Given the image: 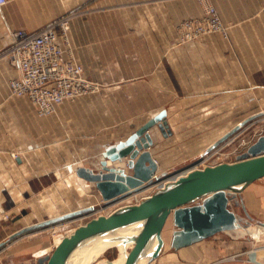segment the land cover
Wrapping results in <instances>:
<instances>
[{"label": "crops", "instance_id": "1", "mask_svg": "<svg viewBox=\"0 0 264 264\" xmlns=\"http://www.w3.org/2000/svg\"><path fill=\"white\" fill-rule=\"evenodd\" d=\"M210 2L232 24L228 37L212 34L187 43L178 41L177 26L201 15L197 0H7L0 6V229L23 224L9 239L103 202L95 184L77 170L99 171L108 148L163 111L172 134L149 132L157 175L222 137L212 144L195 141L189 125H237L232 115L264 109V0ZM72 11L69 48L60 35L57 43L64 59L73 58L83 76L102 88L39 117L26 97L11 94L9 82L18 69L2 53L11 32H35ZM211 112L222 119L211 121ZM90 193V202L82 198ZM75 199L79 207L53 214ZM231 200L236 221L230 230L178 250L170 246L178 232L170 217L163 250L151 264H264V178ZM46 214L51 216L32 222ZM38 254L41 264L42 251Z\"/></svg>", "mask_w": 264, "mask_h": 264}, {"label": "water", "instance_id": "2", "mask_svg": "<svg viewBox=\"0 0 264 264\" xmlns=\"http://www.w3.org/2000/svg\"><path fill=\"white\" fill-rule=\"evenodd\" d=\"M262 115L264 112L239 123L209 150ZM165 117L163 111L125 141L108 148L103 153L99 171L81 167L76 172L78 177L95 184L104 203L151 186L166 173L156 174L157 163L149 152L153 144L149 132L157 127L164 137L170 135L171 131ZM109 162L123 166L112 167ZM127 170H130L131 174H127ZM262 178H264V136L258 138L234 163H221L191 171L176 181L156 189L136 204L120 207L107 216H98L77 227L69 237L62 239L43 264H66L71 254L81 248L85 242L115 235L132 226H136L137 232L131 237L119 236L107 241L117 242L123 247L131 245L126 251L123 264H151L163 250L162 232L170 217L178 230L173 234L170 242L171 248L175 250L190 246L216 233L228 231L236 221L234 213L228 208L229 201ZM93 209L94 207H89L26 228L11 239L58 222L74 219Z\"/></svg>", "mask_w": 264, "mask_h": 264}, {"label": "built area", "instance_id": "3", "mask_svg": "<svg viewBox=\"0 0 264 264\" xmlns=\"http://www.w3.org/2000/svg\"><path fill=\"white\" fill-rule=\"evenodd\" d=\"M6 1L0 0V6ZM197 2L201 15L178 24L179 41L192 42L212 34L227 38L232 24L222 20L210 0ZM73 15L71 12L59 17L35 32H11L9 45L2 53L18 69L17 78L9 82L11 94L26 97L39 117L53 114L56 106L64 101L98 93L102 88L83 76L82 66L73 58L64 59L65 51L57 43L60 35L69 48V20ZM198 169L203 168L195 167L185 175Z\"/></svg>", "mask_w": 264, "mask_h": 264}, {"label": "rangeland", "instance_id": "4", "mask_svg": "<svg viewBox=\"0 0 264 264\" xmlns=\"http://www.w3.org/2000/svg\"><path fill=\"white\" fill-rule=\"evenodd\" d=\"M72 12L76 14V11ZM256 110L258 111L257 113L230 116L232 117V121L235 118V123H241L253 115H258L264 111V109H262L260 106ZM226 116L228 117V115ZM222 117L223 114L213 112L210 114V120L213 122L220 121ZM218 124L219 125H189L190 127L188 132H192L193 139H195V141H198V139H207V143L212 144L236 126L232 124L223 125L221 122ZM151 131L153 134L158 135L159 133L160 136L161 132L157 127H154ZM262 136H264V115L250 121L230 138L213 149H208L204 153L196 154L190 160L178 163L176 166L169 168L165 172L166 175L161 177L158 181H154L151 186H148L139 192L131 193L129 196L123 197L124 199L121 198L108 203H97L94 206L93 211L89 213L52 226L24 233L14 239H9V236L21 229L23 224L18 223L16 225L3 226L4 230L0 229V243H3L2 247H0V264H37V260L39 258L38 253H41L42 251L41 257L45 260L52 253L54 248L59 245L63 238L69 237L74 232V229L86 224L91 219L97 218L98 216H107L122 205L138 203L140 200H142V198L151 195L156 190V185L192 170L195 167L205 168L221 163H234L237 161L238 157L246 153L247 149ZM206 146L207 145L204 147ZM178 156H181L180 151L178 152ZM93 195V193H90L89 196L82 195V198L88 199V202H90L93 200ZM78 205L79 202L77 203V200L75 199L72 204H62L60 208L54 210L53 214H63L70 210L76 209L79 207ZM49 216H51V214H46L40 219H34L32 222L45 220L49 218ZM4 217L6 220L9 219L8 215H4ZM238 233L241 235L244 234V232ZM97 249L98 247L94 245H90V247L88 246L84 251L80 252L81 254L78 253L74 257V261H76L77 264H88L89 261V264H101L104 261L113 262L119 259V254L116 248L108 249L103 253L97 252ZM43 262L41 264H43Z\"/></svg>", "mask_w": 264, "mask_h": 264}, {"label": "bare ground", "instance_id": "5", "mask_svg": "<svg viewBox=\"0 0 264 264\" xmlns=\"http://www.w3.org/2000/svg\"><path fill=\"white\" fill-rule=\"evenodd\" d=\"M239 124V123H238ZM237 124V125H238ZM236 125V126H237ZM119 166H123V165H121V164H119ZM185 174L186 173H184V174H182L181 176H185ZM180 176H178V177H174V178H172V179H170V180H167V181H165V182H162V183H160V184H158V185H156L155 186V188L156 189H159V188H162V187H164V185L165 184H167V183H171V182H174V181H176L178 178H179ZM144 197V196H143ZM146 197H148V196H146ZM145 198V197H144ZM143 199V198H142ZM140 200V199H139ZM132 205V204H131ZM92 207H94V206H92ZM260 230V229H259ZM137 232V229H136V226H132V227H129L128 229H124V230H121V231H119V232H117L115 235H111V236H108V237H105V238H102V239H98V240H96V241H92V240H89V241H91V242H89V241H87V242H85V244L81 247V248H78L76 251H74L72 254H71V256L69 257V259H68V261H67V263L66 264H77V262L76 261H74V257L78 254V253H80V252H82V251H84L89 245H94V246H96V247H98V249L96 250L97 252H99V253H103V252H105V251H107L108 249H111V248H116L117 249V251H118V254H119V259L118 260H116V261H113L111 264H123L124 263V261H125V257H126V251H127V249L129 248V247H131V245H127V246H121L119 243H117V242H108L107 240H109V239H111V238H113V239H115V238H117V237H119V236H125V237H131L134 233H136ZM262 233V232H261ZM90 247V246H89ZM86 252V251H85ZM81 254V253H80ZM95 255V254H94ZM82 260V259H81ZM95 260V259H94ZM105 262H107V261H105ZM80 263V262H79ZM90 263V261L88 262V264ZM101 264H109V263H104V262H102ZM143 264V263H142Z\"/></svg>", "mask_w": 264, "mask_h": 264}]
</instances>
